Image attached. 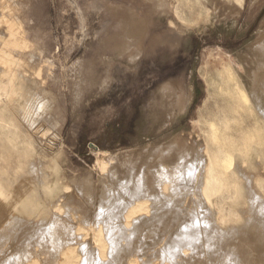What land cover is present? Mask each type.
I'll list each match as a JSON object with an SVG mask.
<instances>
[{
	"label": "rangeland",
	"instance_id": "obj_1",
	"mask_svg": "<svg viewBox=\"0 0 264 264\" xmlns=\"http://www.w3.org/2000/svg\"><path fill=\"white\" fill-rule=\"evenodd\" d=\"M11 2L12 15L3 18L0 12V32L7 35L10 17L22 27L30 46L15 54L33 90L25 92L17 78L19 102L14 108L0 105V118L8 123L0 125V264H28L30 257L58 264L68 244L79 248L80 264H130V259L142 264L164 255L185 259L182 264H220L222 259L234 264L229 262L237 261L236 254L244 264H264L247 263L241 254L245 246H255L249 239H264V231L248 235L242 229L250 203L241 197L245 176L251 178V191L264 199V122L252 103L238 111L224 84L229 71L250 95V70L258 67L253 47L264 32V0ZM135 22L142 28L138 48ZM1 42L2 37L0 50ZM171 85H184L192 94L183 112L176 107L168 113ZM237 111L240 118L229 122L228 131L237 135L226 144L221 137L214 142L210 124L222 130L220 119ZM35 130H42L40 136ZM181 133L188 140L201 135L210 150L206 155L217 166V182L203 201L192 195L196 186L171 189L169 197L164 190L172 185L167 173L174 169L164 172L159 164L173 159V152L160 149ZM223 145L227 150L233 145L232 159L245 162L243 177L233 165L219 164L217 146ZM103 163L109 165L107 174ZM139 200L148 201L151 212L127 228L125 213ZM201 201L202 218L213 232H194L192 238L185 229L199 225L193 209ZM50 202L62 209L47 217L43 206ZM99 223L114 244L104 262L89 238L76 234L79 226ZM189 239L202 241H194L196 247L184 255Z\"/></svg>",
	"mask_w": 264,
	"mask_h": 264
},
{
	"label": "bare ground",
	"instance_id": "obj_2",
	"mask_svg": "<svg viewBox=\"0 0 264 264\" xmlns=\"http://www.w3.org/2000/svg\"><path fill=\"white\" fill-rule=\"evenodd\" d=\"M261 2H263V1H261ZM217 3H218V1H217ZM258 3H257V5H258ZM13 7L14 6H13L11 0H0L1 16L3 18H6L7 16L12 15V13L14 12ZM130 15L133 16L134 14L132 12H130ZM5 23L7 24L6 25L7 26L6 30L8 31L7 35H4L2 32H0V37H2V42H1L2 48L0 50V105L5 104V105H8L10 108H14V105L19 102V100L22 96L21 91L18 90L17 85H16V79L17 78H22V85L21 86H23V89L25 92H29V91L33 90V89L31 90V88H27V82L30 81L31 79L28 80L29 78H25L21 75L22 74V63H21L22 60L17 57L18 56L17 54H15V53H21V52L26 51L29 48L30 44H29V41L27 40V38L24 36V32L22 31V27L19 26V23H17L15 21V19H12L10 17L8 19V21H6ZM132 29L135 31L133 33H134V37L137 38L136 46L138 48V47H140L139 41H140V38L142 36V28L140 27V23L135 22L134 25H132ZM253 52H254V55L256 56V58H255L256 62H253V61L252 62L255 63L254 64L255 66L258 65V67L255 70L253 68L250 70L251 71V77L253 78L250 95H248L246 93V91L240 86V84L235 81V77L229 71H226V73H225V83L224 84H225V88H226L225 90L227 91V93H229L231 95V98L234 100V103H236L235 105L238 107V111L244 110V107L249 106L252 103L254 108L261 115L263 122H264V72H258V68L264 69V32L258 37L257 41L255 42L254 47H253ZM244 75H246V74H244ZM242 79H243V77H242ZM33 84H35V83L33 82ZM169 87H170V90H168V91H170V107L168 105V107H169L168 113H171V112H169L170 108H176V107H178L180 109V111L183 112L188 107L189 103L192 100L191 92H189L186 88H184V85L183 86L182 85H176L175 87H173V85H171ZM247 90H248V88H247ZM168 93H166V95ZM166 100H168V99H166ZM166 100H164V101H166ZM33 101H34V99H33ZM238 111H237V114L235 112V114H236L235 116H229V117L225 116V117L220 119L219 124L221 125V128H223L222 130L217 129L214 124H210L209 129L211 131V136H212L214 142H218V139L221 137V140H223L226 144V143H228L230 138L237 135V131H235L232 134H228L229 133L228 131H229V122L231 120H234V121L237 120L236 116L239 117ZM195 124H197V123H195ZM0 125L7 127L8 123L6 121H4V119L0 118ZM36 129H37V127H36ZM238 130L241 131V129H239V128H238ZM33 132H34V130H33ZM223 132L226 136H223L221 134L223 136L222 137L220 135V133H223ZM35 133L39 135L42 133V130H35ZM42 136H45V134H42ZM201 138H202L201 135H197V139H195L193 137V138H190L188 140L186 138V135L181 133L176 137V139L174 141L168 143L167 149H160L161 152H166L167 150H170V151L172 150V152H173V159H169L165 163L160 162L161 164H159L162 166L163 171H164V169L166 171L167 168H173L174 169L173 172L171 170L169 171V172H172V174L170 173L171 175H169L167 173L168 177L171 176L170 179L168 178V180H169L168 183L170 185L171 184L172 185L169 188L164 187V190L170 191L172 189L173 191H175V188L179 187L180 189L182 188L183 192H184V190L188 186H192V190H193L194 186H196V188H197L196 190H198V191L194 190L196 193H193L192 195L198 196L199 199L202 201L206 198V196H207L206 192H207L209 186L211 185V183H213L215 181L217 182V179H216L215 174H214L217 166L215 165V163H213V160H211V155H208V156L206 155L207 153L210 152V150L208 149L206 144H204V143L202 144ZM217 147H218L217 152L220 154L219 164L225 168L233 165L234 166V168H233L234 172L237 173V175H238V173L241 175L245 169V167H244L245 162H243L240 159L237 161L232 159L231 151H233L235 149L234 146L232 145L229 150H227L225 148L226 146H224V145H223V147L222 146H217ZM161 152H159V153H161ZM192 158H193V162L191 164L190 163L191 161L189 162L188 160H190ZM219 164H218V166H219ZM99 165H100L102 172L107 174L108 173V166H109L108 163H103V164H99ZM157 166H158V164H157ZM245 174H243V176ZM165 178H167V177H165ZM243 178H244L245 182L242 183L244 186L242 187L241 197L250 203V208L248 207L249 213L246 212L245 209H244V211H245V213L249 214L248 220H250L251 222H253V220H257V219H260L262 222H258L259 224H256V222H253V224H251V222L247 220L248 216H246L247 218H244L245 213L243 212L241 214L242 215L244 214L243 218L246 219V220H244L246 222H244L243 228H242V226L239 228L240 229L245 228L244 229L245 231L248 230V232H249L248 235H250V233H251L250 230L255 231V232L259 231L258 233H260V231H261V233H262V231H264V206L262 204H260V202L264 203V199L261 198L262 196L260 197L259 194L255 195L254 194L255 191L254 192L251 191L252 189H250V187H251V184H253L250 182L251 178L245 177V176ZM252 179H253V177H252ZM164 180H163L162 184H167V182H166L167 180L166 181H164ZM18 184H19V182L13 183V185L17 186V187H18ZM253 190H254V188H253ZM173 191H170V194L168 195V197L171 195V192H173ZM199 191H200V194H198ZM202 201L198 202L199 205L195 206L193 209V211L196 210V214H197L196 219L200 221L199 225H196V227L193 225H192L193 227L192 226L191 227L186 226L185 231H187V234H189V235L190 234L193 235L194 232H196L198 235L199 234L202 235L204 232L205 233L206 232H213V230L211 228L212 226L209 225L210 223L208 224L209 221L204 220L202 218V215H203L202 209L204 207L203 205L205 204ZM206 207H207V205L205 206V208ZM55 208L57 210L61 211L62 205L57 203V202L46 203L43 206V211L45 213V216L49 217L51 215H56L57 213L53 212ZM239 211H240V209H239ZM150 212H151V209H150V206L148 205V201H146V200L140 201L139 200V201L135 202L128 209V211H126V213H125V219H124L125 225L127 226V228L132 227L134 220L138 219L139 217L146 216ZM206 213L207 212H205L204 215ZM208 213H209V211H208ZM211 213H213V212H211ZM254 214L256 215L257 218L256 219H255V217H254V219H252V217L250 218V215L253 216ZM208 215H212V214L209 213ZM216 215L217 214H215L214 216H216ZM204 218H207V217H204ZM193 222H194V220H193ZM202 222L204 223V227L206 226L205 228L201 227L202 225H200V224ZM211 223L213 224V221ZM0 227H1V225H0ZM218 227H220V226H218ZM234 227H236V226H234ZM207 228H209V231H206ZM76 230H77L76 234L79 235L80 237H82L83 240H85L86 238H89L91 247H93V249L98 254V259L101 260L102 262L106 261V258L109 254L108 251L112 248V246L114 244L107 238V233H106L105 227L99 223L96 226L95 225H88L87 227L86 226H79ZM221 230H223V229H221V227H220V231ZM231 230L234 231L235 228H233ZM225 231L228 232L227 229ZM233 231H231L230 233H233ZM240 231H242V230H240ZM246 232H245V234H246ZM255 232H254V234H255ZM239 233L241 234V232H239ZM237 234H235V235H237ZM260 235L263 236V234H260ZM190 236H186V238L188 239V237H190ZM237 236H239V235H237ZM191 237L193 238V236H191ZM240 237H242V236H239V238ZM247 238H248V236H247ZM191 239L187 240V242H186L188 246L191 245V246H189V249L184 248L182 251L184 255H187L185 253L187 251H189L192 247L193 248L196 247V246H193L196 243V241L197 242L199 240L202 241L201 239H199V240L193 239L191 241ZM206 239H207V241H210L208 238H206ZM260 239L259 238H257V239L253 238V241L252 240L250 241V239H249V242H251L255 245L253 247L254 250H253V248H249L247 250L246 246L243 250H241V254L244 257H246V260H244V261H247V263L248 262L250 263V261H253V260L257 262L256 259H258L259 262L264 263V239L263 240L262 239L260 240ZM227 240L229 241V239H227ZM233 240H234V238H233ZM194 241H195V243H194ZM200 241H199V243H200ZM245 241H246V239H245ZM247 241H248V239H247ZM234 242H235V240H234ZM212 243H214V242H212ZM230 243H231V241H230ZM203 245L204 244H202V246ZM244 245H246V244H244ZM255 247H256V249H255ZM64 248L65 249H63V248L61 249L60 260H59L58 264H80L82 262L83 258L81 257V254H80L78 247L68 244ZM80 248H84L86 250V249H88V245L82 244V246H80ZM237 248H238V246H237ZM239 248H242V247H239ZM232 249H234V248H232ZM232 249H230V250H232ZM235 251H236V249H235ZM231 252L233 253V251H231ZM238 252H239V250H238ZM259 253H262L263 255H259ZM255 254L258 255L257 258H256ZM236 255H234L235 259L233 256V260H237L236 262L235 261L232 262L231 259H230L231 262H229V259L227 260V262L234 263V264H239V263L244 264V262H242V261L239 262L241 257H238V256L236 257ZM242 255H240V256H242ZM165 258H166V255H164L163 257H158V259H153L152 261H142V264H179V263L182 264L183 261L185 260L183 258L179 259V257H175V256L173 258H170V259H165ZM181 259H182V261H180ZM225 259H227V258H225ZM213 261L214 260H212V262ZM225 261H223V259H222V262L221 261L220 262L222 264H225ZM128 262L130 264H136V263H139L140 261L138 259H130V260H128ZM220 262H218V263H220ZM26 263H28V264H41L39 262V260H37L35 257L28 258L26 260ZM206 264H207V262H206ZM210 264H211V262H210Z\"/></svg>",
	"mask_w": 264,
	"mask_h": 264
}]
</instances>
